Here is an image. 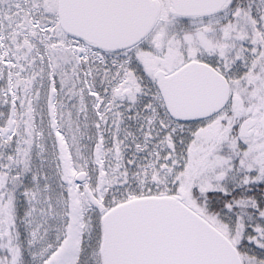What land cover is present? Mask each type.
<instances>
[{
	"label": "snow or ice",
	"instance_id": "snow-or-ice-1",
	"mask_svg": "<svg viewBox=\"0 0 264 264\" xmlns=\"http://www.w3.org/2000/svg\"><path fill=\"white\" fill-rule=\"evenodd\" d=\"M0 264H264V0H0Z\"/></svg>",
	"mask_w": 264,
	"mask_h": 264
}]
</instances>
